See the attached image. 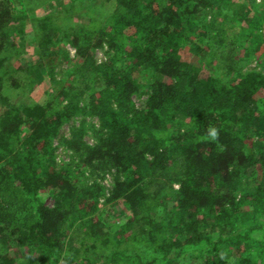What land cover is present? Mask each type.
<instances>
[{
  "label": "trees",
  "instance_id": "16d2710c",
  "mask_svg": "<svg viewBox=\"0 0 264 264\" xmlns=\"http://www.w3.org/2000/svg\"><path fill=\"white\" fill-rule=\"evenodd\" d=\"M245 1L251 13L230 0H113L105 21L90 16L63 31L47 14L38 18L45 22L34 43L47 61L61 40L78 58L71 77L33 105L14 102L0 72V264H175L189 252L197 264H264V70L249 66L264 37V0ZM11 2L0 0L2 63L19 49L11 22L28 17ZM74 2L55 14H73ZM102 44L107 57L98 63ZM205 49L214 70L200 66ZM143 91L144 105L134 106ZM74 115L95 116L101 133L85 143L76 126L64 142L85 163L115 168L103 200L123 199L133 213L118 242L95 227L104 187L77 181L55 158L53 139ZM168 181L177 183L170 199ZM249 240L251 254L226 255Z\"/></svg>",
  "mask_w": 264,
  "mask_h": 264
},
{
  "label": "rangeland",
  "instance_id": "374dc122",
  "mask_svg": "<svg viewBox=\"0 0 264 264\" xmlns=\"http://www.w3.org/2000/svg\"><path fill=\"white\" fill-rule=\"evenodd\" d=\"M11 5L15 10L26 12L27 18L21 21L11 22L12 31L9 38L17 41L18 51L12 54V57L4 58L3 63L0 62V72H3L4 76V92L17 104L26 103L27 105H33L35 103H43L47 100L48 91L61 83H64V79L71 77L69 74L72 64L76 62L78 56L75 54V47L69 41H59V46L62 50L55 49V56L51 61H47V58L41 54L39 48L35 47V37L38 35L39 27L42 26L45 20L40 24L38 19L41 16L47 14L46 20L55 22V26H58L62 31L66 28L76 25H84L91 22L90 16L96 20L105 21V16L111 7L113 0H79L77 11L73 14L70 13H58L55 14L56 8L67 5L70 0H11ZM230 8H236L243 10V13H251L252 5L249 1L245 0H230ZM262 0H255V2H261ZM229 11V10H228ZM230 12V11H229ZM217 17V16H216ZM220 19V15L219 18ZM39 21V22H38ZM243 21V20H242ZM245 24V21L243 22ZM264 31H262V34ZM232 34V33H231ZM245 35V33L243 34ZM243 35L238 36L243 39ZM21 37V38H20ZM261 41L259 48L250 55L249 66L255 65L257 68L264 70V37ZM106 45H98L93 52V58L96 62L101 63L106 60L107 51ZM190 44H186L183 55L192 59V53L190 51ZM206 51V49L204 50ZM209 52V54H207ZM200 52L202 59L200 66L206 70H214L217 66L215 56L210 51ZM215 58V59H214ZM196 61V60H195ZM43 64V66H42ZM72 69V68H71ZM5 72V73H4ZM133 75L142 77L144 80L146 74L143 72H133ZM13 81V83H12ZM16 83V85L14 84ZM146 93L138 92L132 95V103L136 107H142L145 103ZM83 125V131L81 132V140L85 143L93 144L98 139L101 133L99 121L92 115H74L69 120L64 122L58 130L57 135L53 139L55 145V158L59 162H64L68 165L69 169L76 176L77 181L81 183L89 184L93 181L100 183L104 187V194L100 197V206L94 213V219L97 221L96 228H100L102 231L108 232L112 239L116 242L120 238L129 232L124 231L123 225L127 221L129 215L133 213L128 209L123 199H118L113 202H106L103 198L109 194V190L112 186L113 179L117 171L114 167L104 165L99 167L97 161L93 163H85L83 161L84 154L80 150L68 146L64 140L66 137H70L72 127ZM256 136L247 140L246 149L248 151H254ZM252 176H259L262 173V168L258 165L252 169ZM164 179L169 180L167 177ZM171 181L167 182V185L163 187L164 197L170 199L169 193L171 187H176L177 183ZM154 185L158 186V181L154 182ZM251 186V183H248ZM153 186L152 188H155ZM47 202H51L48 198ZM74 229L70 228L68 232ZM170 231V228L168 229ZM77 233V232H76ZM143 242L145 239H141L138 242L139 250L144 251ZM79 246L78 242H75ZM81 249V248H80ZM255 249L254 242L249 240L247 242H241L233 249H226V255L230 257L236 256L237 253L244 256L251 254ZM70 252V249H67ZM142 255L143 254L142 252ZM156 255L153 251H149V256ZM159 255V254H158ZM93 255H90L92 258ZM198 258L191 252L188 254H181L174 260L175 264H197Z\"/></svg>",
  "mask_w": 264,
  "mask_h": 264
}]
</instances>
